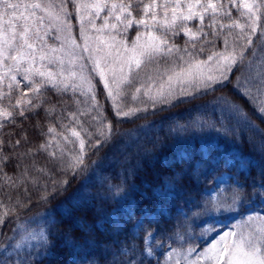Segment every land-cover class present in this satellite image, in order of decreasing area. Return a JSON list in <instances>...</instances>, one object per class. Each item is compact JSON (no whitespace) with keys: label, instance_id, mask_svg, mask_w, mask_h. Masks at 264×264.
Instances as JSON below:
<instances>
[{"label":"snow or ice","instance_id":"1","mask_svg":"<svg viewBox=\"0 0 264 264\" xmlns=\"http://www.w3.org/2000/svg\"><path fill=\"white\" fill-rule=\"evenodd\" d=\"M69 3L79 14V35L85 41L88 40L85 35V18H88V24L95 29L94 21L101 12L106 13L103 18V28L109 27V19L112 18L116 21L111 25L112 29L122 25L125 31L133 26L141 27L146 31L147 39L143 44L139 43L141 36L137 35L132 47H125L124 51L127 55L118 61L119 72L117 73L114 68L110 69L111 85L99 67V60L91 55L87 58L82 55L83 52L89 51L87 42L84 45L77 44L72 36L70 21L73 13L68 11ZM234 11L238 13V17L233 16ZM190 23L196 24V31L189 27ZM103 28L96 31H102ZM205 28L209 31H205ZM217 28L220 30L215 32L217 38L223 36V52L209 55L206 61H195L192 53L187 52L185 48L190 61L194 62H185L186 67H180L179 71L175 70L173 63L172 67L166 66L161 72L160 61L157 58L159 57L167 65L166 58L171 56L174 50L180 51L165 38L169 33L173 36L186 35L188 37L186 45L192 42L191 48L196 49L195 42L206 38ZM157 32L160 35H156ZM253 37L264 42V0H0V131L9 125L16 126L18 119L26 120L29 114L36 113L45 102V93L50 89H58L63 85L64 90H67L71 86L75 93L78 88L82 89L87 84L91 92L90 73L86 71L88 65L81 62L84 59L92 60L91 71L104 78L105 87L108 89L107 96L113 101L114 117L130 118L138 112L148 111L147 107L129 108L123 111L121 104L116 103L118 97L131 96V99L136 101L143 93L153 102L151 106L155 108L157 102L171 104L174 99H178L174 95L177 85L180 94H187L185 85L189 87L202 85L207 91L214 84H223L228 80L229 73L233 70L239 71L246 65L249 66L247 82L251 85L248 91L254 89L258 97L264 96V60L259 58H257L258 62L249 60L245 55V53L256 55L257 45L254 44ZM50 39L60 41V46L53 47L49 43ZM204 42L211 43L206 39ZM261 51H264V47ZM180 59L183 60V57ZM213 60H215L214 67L205 72L204 69ZM153 64L157 65L154 69L155 75L144 71ZM52 66L56 68L55 72ZM142 71H144L143 76ZM209 73H218V75ZM165 76L167 79H164ZM136 83H139V87H135V93L129 92L128 89L134 87ZM29 93L32 94L31 97ZM91 99L92 107L81 112L80 115L87 116L95 111L91 119L100 123L103 128L100 135L104 137L103 142L107 143L114 134L111 122L104 123L108 119L107 116L101 111V106L95 101L94 95ZM253 107L264 118V106ZM68 115L71 122L80 123L77 113ZM64 127L79 141L80 152L74 156L70 165L65 158L64 150H60L59 156L56 152H48L49 144L46 141L35 149L30 147L22 153L13 151L12 155L18 158L34 157L43 150L47 152L52 168L40 167L33 159L31 163L18 164L17 167H20L21 171L15 176H9L0 169L4 179V185H0V188L6 185V189L0 194L8 199L7 204L4 200H0V209H2L0 229L5 227L9 217L15 216L19 219L17 208L28 206L19 196L13 201L11 195L13 189H19L28 183L33 186L41 185L45 194L41 195L40 199L47 200V183L42 181L44 178H50L55 168L59 167L62 172L71 170L73 177L87 169L88 165L85 163L83 153L85 140L74 128L68 125ZM54 131V128L48 129L49 133ZM9 135L8 132L0 135V164L11 159L5 148L11 147L15 150L17 146H22V141L24 144L30 143L26 134L14 142L12 140L6 142L4 137ZM63 139L69 143H76L69 140L66 135ZM99 143L98 140L89 147H96ZM259 152L264 157V140L259 146ZM65 165L67 168L64 167ZM260 174L264 175V165L260 168ZM217 180L223 183L222 178L218 177ZM88 183L89 180L83 181L81 188H78L70 199L78 203L81 191ZM53 184L56 186L54 190L57 194H60V186H65L62 190L67 191V180L53 181ZM236 185L230 197L231 203L227 201L213 203L211 199L203 201L195 204L194 207L199 211H194L193 215L209 216L213 213H231L238 209L244 202L241 195L244 185L238 180ZM24 192L27 193L26 187ZM165 194L161 192V195ZM254 196L264 200V183L260 184ZM30 202L28 197V203ZM253 202L255 201H247L249 205ZM241 215V222L252 221L254 217L264 220V213L255 210L246 216ZM145 218L149 220L150 225L156 224L157 227H145ZM58 223L55 220L48 221V227H41L39 231L18 224L13 228L11 236L0 234V264H43L50 250V236ZM159 224V219L152 215L137 221L132 238L134 241L139 237L140 243H131L122 247L121 251L128 257L124 264H145L146 260L151 264L149 258L157 260V264H169L172 261L180 264V260L175 259L178 253L182 254L184 264H264V227H259L255 233L249 232L238 236L233 225L227 231L217 232L216 236L206 241L203 246L197 244L184 249L171 247L165 250L167 240L173 238L184 240V236L179 234L175 226L171 229L172 235H167ZM206 231H215V228L209 226ZM162 232L166 236L163 242L158 239ZM65 239L75 246L74 240H69L67 236ZM157 249L159 257H163L162 261L157 256Z\"/></svg>","mask_w":264,"mask_h":264},{"label":"trees","instance_id":"2","mask_svg":"<svg viewBox=\"0 0 264 264\" xmlns=\"http://www.w3.org/2000/svg\"><path fill=\"white\" fill-rule=\"evenodd\" d=\"M67 8L73 13L70 21L75 26L73 32H77L75 9L71 3L67 5ZM233 16L238 17V13L234 11ZM137 31L135 27L129 28L128 38L133 39ZM217 31L220 30L217 28L204 38L211 43H205L204 39L196 41V49L191 48L192 42L186 45L188 41L186 35L173 36L169 33L165 38L170 44L176 45L180 51L174 50L171 56L166 58L167 65L159 57L157 58L160 61L161 72L166 66L172 67L173 63L177 70L185 65V62H192L187 52L192 53L195 61L206 60L213 53L223 52V36L217 38L215 35ZM202 42L204 43L199 45ZM253 42L257 45L256 55L252 56L249 53L245 55L249 60L257 61V58L264 60V51H261L264 42L256 37H253ZM201 48L204 50L200 51ZM180 57H183V60ZM156 67L157 65L153 64L144 71L155 75ZM144 71L141 72L142 76ZM248 72L249 66L246 65L239 71L233 70L229 73V79L223 84L217 83L207 91L198 94L177 96L178 99H174L171 104L157 102L155 108L151 106L153 102L143 94H140V98L136 101H133L131 96L119 97L118 103L121 104L123 111L129 108H148L147 112H138L130 118L113 116V102L107 96L100 80L95 82L91 94L77 90L73 93V90L50 89L45 93V102L36 110V113L29 114L26 120L18 119L16 126L9 125L0 131V135L3 132L10 133L9 136L4 137L6 142L21 139L24 134L30 141L29 144H24L22 141V146H17L15 150L11 147L5 148V152L11 156V159L0 164V169H3V172L9 176H15L21 171V168L17 167L18 164L21 162L28 164L33 159L40 167L52 168L50 158L43 150L36 153L34 157L27 158H18L12 153L13 151L22 153L30 147L35 149L47 141L48 152H56L59 156L62 148L55 149L53 146H57L56 140L60 136L58 134L66 129L65 125L80 132L86 142L84 160L88 165L87 169L73 177L71 170L62 172L59 167L55 168L50 178H44L42 181V183H47V200L40 199L41 195L45 194L41 185L33 186L28 183L11 192L13 201L19 196L22 202L28 204L26 208L16 209L19 218L27 219L48 213L50 214H47L49 221L59 222L50 236L51 253L44 258L43 264L63 263V259L67 256L68 241L64 243L65 236L80 241L83 247L81 260L83 264H86L91 260L88 256L91 255L93 249L99 251L100 247L107 246L112 241L111 230L122 228L120 224L110 221H102L98 224L99 220L105 218L124 197L130 198L135 203L133 211L128 213L134 218L138 215V209L141 206L152 203L153 187L166 179L173 185L174 196L170 198V201L176 205H183L188 198H194V204L202 200L201 189L203 183H206L203 182L202 177L206 175L210 180L212 177L209 173L205 174L202 167L195 168V163L202 157L200 148L206 130L212 131L222 145L238 147L243 154L249 155L254 160L248 172H238L237 176L244 185L243 189L251 193L254 182L264 181V175L260 174V168L264 165V157L259 152V146L264 140V118L253 107L264 106V96L258 97L254 89L251 92L248 91L251 87L247 82ZM128 91L135 93L133 87ZM92 95L108 118L104 123L111 122L113 128L114 134L107 143L103 142L104 137L100 135V131H103L100 123L91 119L95 111L87 116L80 115L81 112L92 107ZM221 97L224 99H219ZM69 113H77L80 123L71 122ZM50 127L55 131L49 133ZM98 140L100 143L96 147H89ZM180 145L186 147L185 156L178 154ZM63 150L66 160L69 161L67 150ZM64 167L67 168V165ZM59 180H67L68 185L66 186L67 191L62 190L65 186H60V194H57L53 181ZM85 180H89V183L82 189L77 203L70 197L78 188H81ZM0 185H4L2 174H0ZM25 187L27 193L24 192ZM117 187L119 188L118 195ZM5 189L6 185L0 188V193ZM28 197H30V203H28ZM0 200L8 203L7 197L2 194H0ZM169 220L167 217L161 219L165 223ZM16 221L15 216L9 217L0 234H9ZM128 222L125 220L124 224ZM152 226L153 224L150 225ZM102 258H104L103 255L98 252V259L103 260Z\"/></svg>","mask_w":264,"mask_h":264},{"label":"rangeland","instance_id":"3","mask_svg":"<svg viewBox=\"0 0 264 264\" xmlns=\"http://www.w3.org/2000/svg\"><path fill=\"white\" fill-rule=\"evenodd\" d=\"M105 14V12H101L99 14V17L95 19V29L88 24V18H85V35L88 37V40L85 41L79 35V14L75 12L77 32H73V27L75 28V26L71 23L72 36L75 38L77 44L84 45L87 42V44L89 45V51L83 52L82 55L85 58L91 55L95 59L99 60V67L103 70L104 77L108 78L109 85H111L112 73L110 69L114 68L117 70V73L119 72L118 61L121 59V57L127 55V53L124 51L125 47L131 48L137 35L141 36V40L139 41V43L143 44L147 39V33L143 28L133 26L137 28L138 31L133 39L130 40L127 33L128 29L125 31L122 25H117V29L111 28V25L113 23H116V21L112 18L109 19V27L103 28V18ZM189 27H191L193 31L197 30V26L195 23H190ZM101 28H103L102 31H96V29ZM205 31L209 30L205 28ZM155 34L160 35V33L158 32ZM49 43L53 47L60 46V41L54 39H50ZM203 43L204 42L200 43L199 45H202ZM81 62L88 65L86 71L90 73L92 91L89 92V86L87 84H85L82 89L78 88L77 91L85 94H91L94 90L95 82L100 80L107 94L108 89L105 87L104 78L91 71L92 60L84 59ZM214 65L215 60L210 61L204 71L208 72V70L210 68H213ZM181 67H186V64ZM52 70L55 72L56 68L52 66ZM179 70L180 69H177L176 71ZM209 74L218 75V73ZM164 79H167V77L165 76ZM135 87H139V83H136L133 88L135 89ZM184 87L187 89V94H180L179 86L177 85L176 93L174 95L176 97L182 95L186 96L191 94H198L205 91L202 85H197L196 87H189L188 85H185ZM59 89L64 90L63 85H61ZM67 90H72L71 86H69ZM31 95L32 94L29 93V97H31ZM118 102L119 97L116 100V103ZM62 134L63 135L57 137V146L53 147L55 149L62 148L67 150L69 154V161L67 162L68 165H70L73 161L74 156L80 152L79 141L76 137H73L71 135V132L67 129H65ZM64 135L68 136L69 140L76 141V143L73 144L69 143V141L64 140ZM184 146L185 145H180L179 148L178 154H180L181 156H185L187 154L186 147ZM200 149L202 150V157L196 161L195 168L202 167L205 174H211L212 180H210L209 177H206V175H203L202 180L206 183H203V187L201 189L203 199L198 201V203L208 201L210 199L213 201V203H215L216 201H227L228 203H231L230 197L232 196L233 191L237 186L236 181L238 180L242 184L237 176L238 172H248L249 167L252 163H254V160L249 155L243 154L238 147H227L225 145H222L218 142L217 136L209 130H206L204 132ZM84 151L85 149L83 150V153ZM218 177L222 178L223 183H220L217 180ZM261 183H264V181L259 180L254 182L252 184L253 191L251 193L246 189H241V195L244 198V202H242L240 207L235 211L231 213H213L209 216L198 217L193 215L194 211H199V209H196L194 207V198H188L183 205H176V203L170 201V198L174 196V193L173 185L168 181V179L153 187L152 203L141 206L138 209V215H136L134 218L130 217L128 213L133 211L135 203L130 198L124 197L123 199H121L119 204H117L110 210L105 218L100 219L98 222V224H101L102 221H110L114 224H120L122 228H113L111 230V236L113 238L112 241H110L107 246L100 247L101 249L99 248V251H95L93 249L91 255L88 256L91 260H89L86 264H124V261L128 257L124 254V252L121 251V249L122 247H126L131 243H140L139 237H137L133 241V230L134 226L137 224V221L141 220L142 217H145L147 215H152L159 219V227L161 229H164L167 232V235H172L171 229L173 228V226H175L179 234L184 236V240H176L175 238L167 240L165 250H169L171 247L184 249L189 247L190 245L197 244L203 246L206 241L215 237L217 232L227 231L233 225H235V231L237 232L238 236L240 234H247L249 232L255 233L259 227H264V220L254 217L252 221L241 222V214H243V216H246L247 214L252 213L253 210H255L256 212L264 213V200L260 199L257 196H254V192L259 190V186ZM162 191L166 194L161 195ZM247 201L255 202L249 205ZM185 213H187V216H185ZM47 214L48 213H43L27 219H17L15 223L12 222V224L14 223L13 225L11 224L12 229L6 236H11L13 228L17 227L18 224H24L26 227L35 229L37 231H39L41 227L47 228L49 221L48 217L47 220H45ZM163 217H167V219L170 220L165 223L161 221ZM125 220L129 222L127 224H124ZM125 226H127V228ZM144 226L150 227L149 220L147 218L144 219ZM209 226L214 227L215 231H206ZM156 227L157 225L153 224L151 228ZM0 233H2V229H0ZM141 235H143V233H141ZM158 239H160L162 242L165 241V233L162 232ZM69 240H74L75 246H73L72 243L67 242V256L63 259V263L61 264H83L81 260L83 255L81 254L83 251V247L80 241L74 238ZM65 242L66 240L64 241V243ZM115 244L117 245L115 246ZM156 251L159 260L162 261L163 257H159V250L157 249ZM98 252L103 255V260L98 259ZM50 253L51 252L49 250L48 254ZM84 258H87V256H84ZM149 259L151 260V264H157V260L151 258ZM175 259L180 260V264H184L182 254H176ZM145 264H148V260H146ZM169 264H175V261L169 262Z\"/></svg>","mask_w":264,"mask_h":264}]
</instances>
